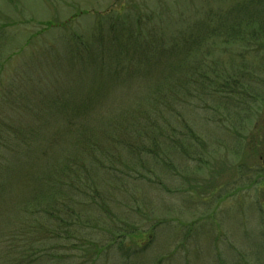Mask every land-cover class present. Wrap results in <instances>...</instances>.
Wrapping results in <instances>:
<instances>
[{
	"label": "rangeland",
	"instance_id": "1",
	"mask_svg": "<svg viewBox=\"0 0 264 264\" xmlns=\"http://www.w3.org/2000/svg\"><path fill=\"white\" fill-rule=\"evenodd\" d=\"M120 10L134 17L164 13L163 18L169 20L172 29L180 28V24L183 28L185 23H196L209 15L212 23L227 28L240 18L246 20V25L249 16L260 18L264 0H0L1 130L6 132L20 124L16 120L18 113L35 108L34 91L43 101L49 99L45 95L48 92L51 98L64 92L75 93L79 98L93 91L101 93L107 74L97 68L94 77V68L86 66L85 60L83 64L76 63L68 46L75 42L76 36L88 38L106 11ZM76 15L70 24L57 27ZM219 19L224 25L217 23ZM46 23L54 26L48 27ZM242 42L236 40L232 45L230 42L229 46H220L221 42L212 39L211 60L220 62L223 67L219 70H224L225 63V74L231 77L232 63L247 57L252 67L243 68L248 70L247 75L250 71L255 74H250L249 80L247 75L239 78L244 84L250 81L251 88L230 92L224 109L208 99L207 107L198 100L191 113L189 107L182 110L190 127L208 145L209 154L202 162L196 157L176 159L170 166L164 161H149L147 167L152 168L154 175L144 173L145 181L138 180L130 162L129 171L119 164L115 166L129 173L128 176L114 172L101 175L102 194L96 199L91 211L94 219L88 226L97 246L105 247L97 264H230L238 254L245 256L249 264H258L256 256L264 260L260 223L261 214L264 215V47L247 51ZM201 58L199 52L191 61L198 62ZM181 59L184 61V56ZM218 72L212 78L218 80L223 76L224 73ZM238 103L240 106L236 107ZM114 104L116 108L118 102ZM36 108L41 111L42 123L47 122L46 128L63 123L62 117L54 123L53 115H46L41 102ZM102 112H99L101 116ZM167 117L171 127L182 130V119L178 121L168 114ZM35 121L32 116L23 118L22 129L32 127ZM128 121L125 119L124 125H129ZM56 127L44 130L40 141L58 142ZM102 137L104 149H109L113 142ZM13 138L3 135L0 144L8 150L9 139ZM63 151L66 154L69 150ZM115 151L116 155L120 154L119 149ZM175 151L178 153V149ZM190 155L196 153L191 151ZM21 166L9 167L17 186L26 185L25 169ZM107 200L109 207L104 206ZM13 207L9 203V208ZM93 225L94 232L89 230ZM13 228L16 227L7 228L3 239L24 241L26 236L18 237L22 229ZM136 229L142 233L139 242L130 235ZM14 262L8 255L3 264Z\"/></svg>",
	"mask_w": 264,
	"mask_h": 264
},
{
	"label": "trees",
	"instance_id": "2",
	"mask_svg": "<svg viewBox=\"0 0 264 264\" xmlns=\"http://www.w3.org/2000/svg\"><path fill=\"white\" fill-rule=\"evenodd\" d=\"M163 17L164 13L159 15V12L134 17L124 15L121 10L118 13L106 11L88 38L76 36L78 40L74 39L75 42L68 46L76 63L83 64L85 60L86 66L94 68V77L97 68L107 74L101 93L93 91L91 95L79 98L75 93L64 92L51 98L48 92L45 95L49 99L43 101L34 91L35 108L18 113L16 120L20 124L6 132L0 128V137H14L9 139V152L7 146L0 144V214L5 218L0 216V264L8 255L10 261L15 259L13 264H97L105 247L97 246L88 226L94 219L91 211L96 199L102 194L103 173L128 176L129 173L115 166L119 164L129 171L130 162L138 180L145 181L147 174L154 175L152 168L147 167L149 161H164L170 166L176 159L196 157L202 162L200 160L209 154L207 143L190 127L182 110L189 107L191 113L198 100L205 102L207 107L208 99L224 109L230 92L251 88L250 81L244 84L239 78V75H247L248 70L243 67H252L246 61L247 57L232 63V76L228 77L226 64L224 70H219L223 67L220 62L211 60V48L214 47H211V41L229 46L232 41L243 40L246 43L241 45L245 44L243 47L247 51L264 47V13L260 18L249 16L247 25L243 18L234 20L227 28L212 23V19L208 20L209 15L199 20H204L203 24L188 22L183 28L180 24V28L172 29L173 25ZM75 18L77 15L57 27L61 29ZM222 22L217 20L219 25H224ZM46 26L54 24L46 23ZM250 42L254 44L248 45ZM199 52L201 60L192 62L191 58ZM218 71L224 73V77L220 75L216 80L211 75ZM250 74L255 73L250 71L248 80ZM213 82L217 84L213 85ZM38 102L43 104L47 116L53 115L54 123L61 117L63 123L46 128L47 122L42 123L41 111L36 108ZM167 114L178 121L182 119L181 131L171 127ZM30 116L37 123L22 129V119ZM103 116L109 117L106 120ZM127 118L129 125H124ZM55 127L58 142L40 141L44 130L51 131ZM100 135L113 142L109 149H104L100 140L104 138ZM64 149L69 151L64 154ZM117 149L119 155H116ZM191 151L196 155L191 156ZM49 152L50 156L47 155ZM15 164H21L25 169L24 186H17V179L9 171ZM161 183L159 178L158 184ZM9 203L14 207L9 208ZM104 206L109 207V200L104 201ZM261 216L264 237V215ZM13 226L16 227L13 229H22L18 237L26 236L24 241L3 239L7 228ZM94 228L93 225L89 230L94 232ZM130 235L137 238V242L141 241L140 230L136 229ZM15 250L20 252L15 253ZM254 259L258 264L264 261L258 256ZM249 263L239 254L230 262Z\"/></svg>",
	"mask_w": 264,
	"mask_h": 264
}]
</instances>
